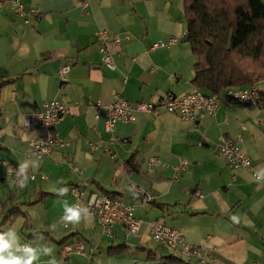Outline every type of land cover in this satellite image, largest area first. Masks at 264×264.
<instances>
[{"label": "crops", "instance_id": "obj_1", "mask_svg": "<svg viewBox=\"0 0 264 264\" xmlns=\"http://www.w3.org/2000/svg\"><path fill=\"white\" fill-rule=\"evenodd\" d=\"M11 2L0 0V81H8L0 89V219L11 191V205L26 213L30 229L22 217L8 221L2 231L9 248L0 255L27 258L24 249L30 247L33 264H167V257L196 264L169 256L152 240L147 223L157 220L178 229L216 264H264V181L232 169L215 150L221 138L240 136V148L264 176V107L245 111L234 104L194 121L165 112L136 114L134 123L114 128L127 142L107 144L104 107L114 94L135 104L199 90L192 83L197 59L186 42L183 0H20L42 14L29 25L15 15ZM100 28L108 31L114 70L99 63ZM156 43L164 46L150 50ZM64 65L70 70L61 80L58 70ZM255 86L264 92L263 83ZM54 100L69 108L55 129L68 146L37 161L28 156L31 142L45 133L26 131L22 117ZM98 140L102 146L90 152L88 143ZM150 158L159 165L148 166ZM25 160L26 173L46 179L13 190L2 162L20 167ZM181 161L187 166L173 180L172 167ZM77 182L86 186L84 199L108 193L134 205V216L142 221L139 233L130 236L116 227L111 239L104 238L84 204L74 206L69 187ZM132 184L152 202H142ZM68 208L79 209V224L61 222ZM35 233L42 235L30 238ZM72 238L81 239L88 252L60 262V245ZM118 246L127 249L108 255Z\"/></svg>", "mask_w": 264, "mask_h": 264}, {"label": "built area", "instance_id": "obj_2", "mask_svg": "<svg viewBox=\"0 0 264 264\" xmlns=\"http://www.w3.org/2000/svg\"><path fill=\"white\" fill-rule=\"evenodd\" d=\"M15 15L25 24L29 25L31 21L38 22L41 20L42 14L38 9H26L20 0H12L11 2ZM0 5H2L0 3ZM83 8L86 3L82 4ZM96 40L98 43L99 63L101 66L109 69H115L113 54L109 48L108 31L100 28L96 31ZM113 42L118 44L119 39L114 36ZM174 39L169 41L173 44ZM164 44H153L150 50L155 51L163 47ZM70 66L64 65L58 70V76L64 80V76L69 72ZM234 104H240L243 110L262 109L264 107L261 98V92L255 85L246 88H226L222 92L215 94H206L199 90L184 95L169 94L155 102H139L132 104L124 100L119 94H114L111 102L104 107V125L107 135L108 145H121L127 140L119 139L114 134V128L117 124H132L136 120V114H152L156 116L160 112L178 115L184 120L194 121L196 119L211 118L221 107L231 108ZM101 106L96 107V117ZM69 115V108L58 100L44 102L32 114L22 117L23 126L26 131L39 129L44 131V137L40 140L31 142L29 157L37 161H41L51 155L55 150H62L68 146V143L60 137L55 129L60 122ZM264 123V122H263ZM242 138H221L220 143L215 147L217 155L234 170H246L251 172L255 181H264V176L260 175L252 166L251 159L240 148ZM101 140L89 142L88 148L90 152L96 151L101 147ZM148 166H158L159 161L150 158L147 162ZM5 169V177L7 184L13 190L20 189L21 181L25 184L33 182L37 178L45 180L46 176L40 174H29L25 171L21 173L20 167H16L10 163L2 162ZM187 166L185 161H181L178 165L173 166V180H177L178 174ZM71 170L80 174L76 168ZM136 194L141 197L144 203L152 202L150 197H145V193L131 185ZM85 185L81 186L79 182L69 187L70 196L74 200V206L83 203L85 212L93 217L101 228L102 236L111 239L116 227L124 228L130 236H136L141 228L142 221L134 216V205H127L118 199H111L105 194L90 193L84 199ZM151 238L161 248H163L169 256L178 257L186 262L194 260L196 264H216L211 256L204 254L203 248L190 244L184 238L182 232L178 229L171 228L157 220L147 223ZM88 252L85 243L79 238H72L60 245L59 261L64 262L69 257L78 255L84 256ZM142 264V263H136Z\"/></svg>", "mask_w": 264, "mask_h": 264}, {"label": "trees", "instance_id": "obj_3", "mask_svg": "<svg viewBox=\"0 0 264 264\" xmlns=\"http://www.w3.org/2000/svg\"><path fill=\"white\" fill-rule=\"evenodd\" d=\"M186 42L197 61L193 85L206 94L226 88H246L264 84V2L263 0H183ZM8 81H0V89ZM264 103V92H261ZM58 192L55 195H58ZM48 194V196H55ZM106 196L113 199L111 194ZM8 191L1 209L2 227L11 219L24 218L23 227L30 229L27 215ZM35 233L30 238L39 237ZM64 242V241H63ZM62 242V243H63ZM126 246L111 247L108 255L119 254ZM167 264H185L167 257Z\"/></svg>", "mask_w": 264, "mask_h": 264}, {"label": "clouds", "instance_id": "obj_4", "mask_svg": "<svg viewBox=\"0 0 264 264\" xmlns=\"http://www.w3.org/2000/svg\"><path fill=\"white\" fill-rule=\"evenodd\" d=\"M39 165L35 164L34 168H37ZM28 168L27 160L20 166V171L23 173ZM26 187L24 181H21L19 188L23 189ZM62 192L65 190H61ZM233 222L238 223V219L236 217H231ZM61 222L67 226L69 224L77 225L81 222L80 211L78 208H68L67 214L60 218ZM51 227L55 228V225ZM9 248V243L3 238V235H0V253H3L6 249ZM25 253H27V258H21L13 256L11 253H8V257L5 258L4 255H0V264H33V260L36 258L33 253V249L28 247L24 249ZM46 251H50V249H46Z\"/></svg>", "mask_w": 264, "mask_h": 264}]
</instances>
